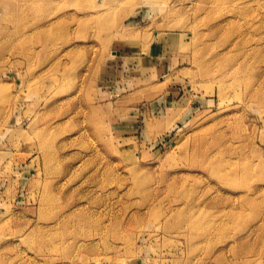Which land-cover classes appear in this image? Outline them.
<instances>
[{
  "label": "rangeland",
  "instance_id": "1",
  "mask_svg": "<svg viewBox=\"0 0 264 264\" xmlns=\"http://www.w3.org/2000/svg\"><path fill=\"white\" fill-rule=\"evenodd\" d=\"M0 264H264V0H0Z\"/></svg>",
  "mask_w": 264,
  "mask_h": 264
}]
</instances>
